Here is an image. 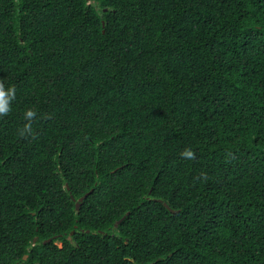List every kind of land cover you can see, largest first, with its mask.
Here are the masks:
<instances>
[{
    "label": "trees",
    "instance_id": "16d2710c",
    "mask_svg": "<svg viewBox=\"0 0 264 264\" xmlns=\"http://www.w3.org/2000/svg\"><path fill=\"white\" fill-rule=\"evenodd\" d=\"M0 81V264H264V0H0Z\"/></svg>",
    "mask_w": 264,
    "mask_h": 264
},
{
    "label": "clouds",
    "instance_id": "9594fccd",
    "mask_svg": "<svg viewBox=\"0 0 264 264\" xmlns=\"http://www.w3.org/2000/svg\"><path fill=\"white\" fill-rule=\"evenodd\" d=\"M16 89L15 87H9L7 90L5 89L3 81H0V118L6 117L11 112V103L15 100ZM37 112L34 109H28L24 114V119L28 121L23 126V129L18 130V134L21 137L25 135L32 134V124L31 121L35 119ZM181 156L185 159L193 160L195 159V153L191 149H185ZM204 179H207L205 174H201Z\"/></svg>",
    "mask_w": 264,
    "mask_h": 264
},
{
    "label": "water",
    "instance_id": "95a60500",
    "mask_svg": "<svg viewBox=\"0 0 264 264\" xmlns=\"http://www.w3.org/2000/svg\"><path fill=\"white\" fill-rule=\"evenodd\" d=\"M89 195V193H87L84 197H82V198H80L79 199V201L76 203V209H77V211H79L80 210V208H81V206H82V203L84 202V200L87 198V196ZM74 199V198H73ZM170 212H172V213H175L176 211L175 210H173L167 203H164L163 201H160ZM128 215H129V213H128ZM125 220V217H123L121 220H119L118 222H117V224L115 225L116 227H118V225L119 224H121L123 221ZM89 232V231H88ZM72 234H74V232L72 233ZM37 238L34 240V242L36 243L37 242ZM48 243H50L51 242V239H49L48 241H47ZM46 243V242H45ZM25 259H27V256L25 257Z\"/></svg>",
    "mask_w": 264,
    "mask_h": 264
},
{
    "label": "rangeland",
    "instance_id": "374dc122",
    "mask_svg": "<svg viewBox=\"0 0 264 264\" xmlns=\"http://www.w3.org/2000/svg\"><path fill=\"white\" fill-rule=\"evenodd\" d=\"M58 245H59V246H61V244H60V243H58Z\"/></svg>",
    "mask_w": 264,
    "mask_h": 264
}]
</instances>
